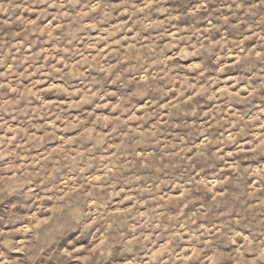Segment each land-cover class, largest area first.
<instances>
[{
    "label": "rangeland",
    "instance_id": "obj_1",
    "mask_svg": "<svg viewBox=\"0 0 264 264\" xmlns=\"http://www.w3.org/2000/svg\"><path fill=\"white\" fill-rule=\"evenodd\" d=\"M0 264H264V0H0Z\"/></svg>",
    "mask_w": 264,
    "mask_h": 264
}]
</instances>
